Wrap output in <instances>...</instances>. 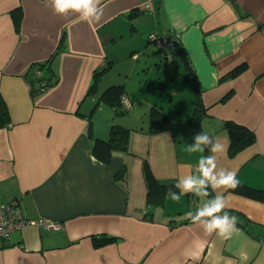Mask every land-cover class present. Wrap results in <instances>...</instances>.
Wrapping results in <instances>:
<instances>
[{
	"label": "crops",
	"instance_id": "0c3cea01",
	"mask_svg": "<svg viewBox=\"0 0 264 264\" xmlns=\"http://www.w3.org/2000/svg\"><path fill=\"white\" fill-rule=\"evenodd\" d=\"M18 7L19 30L11 14ZM100 7L101 19L89 23L81 19L82 10L56 13L52 0H0V100L10 116L0 127V203L18 198L25 217L62 224L60 229L25 224L0 241V264H264V197L229 189H211L204 197L206 204L222 194L225 209L246 216L244 224L235 216L239 231L230 238L206 234L208 217L195 223L183 222L187 216L170 218L176 200L169 193L163 205H148L145 160L160 182L177 183L192 174L185 142L197 132L188 123L189 112L181 116L170 67L165 81L157 76L149 89L169 86L165 99L173 114L160 104L163 99L147 100V110L162 107L174 121L172 129L139 126L142 99L129 88L130 75L136 74V89L149 82H141L142 70L151 64L164 70L152 33L180 40L189 59L181 60L185 71L199 80L207 107L202 127L226 149L211 153L217 172L235 171L237 180L264 189V0H101ZM162 54L172 63L178 57L173 48ZM243 63L248 66L243 73L220 81ZM115 72L101 87L104 76ZM97 73L102 83L90 93ZM115 83L124 85L128 110L134 107L126 118L101 98ZM226 119L256 136L232 156ZM114 123L130 128L129 149L115 150L105 163L92 147L96 137L109 136ZM200 154L197 150L196 163ZM122 167L123 175L116 177ZM181 199L191 202L188 193ZM183 211L195 216L197 209ZM94 234L115 239L97 246Z\"/></svg>",
	"mask_w": 264,
	"mask_h": 264
},
{
	"label": "trees",
	"instance_id": "16d2710c",
	"mask_svg": "<svg viewBox=\"0 0 264 264\" xmlns=\"http://www.w3.org/2000/svg\"><path fill=\"white\" fill-rule=\"evenodd\" d=\"M13 16V20L17 30L20 29V22L22 19L23 11L22 8L18 7L13 9L11 12ZM159 38H165L163 36H159L155 33ZM169 40L173 37H168ZM173 44L169 45L175 50L176 55L181 57L185 63H189L188 55L186 53L185 47L180 40L172 39ZM164 45V44H163ZM161 45V46H163ZM247 64L243 63L232 70L228 71L224 75L220 77V81L228 80L237 77L239 74L243 73L247 69ZM193 72H187L185 79H191L192 87L194 92V109L191 115L188 117V121L190 125L194 128V130L199 133H207L210 137L214 138V135L211 131H206L202 127V120L208 114L207 107L204 104L203 97H202V89L199 85V80L194 76ZM99 73L95 76V81L91 86L89 92H94L95 87L97 86V81L99 79ZM98 78V79H97ZM46 84V83H45ZM47 85V84H46ZM45 86V85H44ZM40 87L43 88V84H40ZM233 92L230 91L227 93L221 101H225ZM125 94L124 85L122 83H115L107 87L102 95L101 98L106 101L111 106L116 107L115 110L118 114H123L127 112V109L122 102L123 95ZM150 118V130L152 132H160L164 130L172 129L174 124L173 119L167 114L166 111L162 109V107L153 106L149 112ZM10 122L9 111L7 108L6 103L3 99L0 100V127L8 125ZM223 128L228 132L230 145H229V154L232 156L239 150L243 149L244 147L252 144L255 139V131L248 126L239 123L232 119H226L223 121ZM130 128L124 126L120 123H114L111 126L110 134L108 137H96L93 143L92 151L93 154L101 161L105 163H110L112 159L113 152L115 150H123L127 151L129 149V138H130ZM204 147V156L211 155L210 148L211 145ZM144 175L148 185V205H156L158 203L164 204L166 200V196L168 193H174L179 191V188L175 187L176 183H162L158 180L155 176L150 163L145 160L144 162ZM124 173V167H122L117 173L116 177L122 176ZM239 181V180H238ZM211 194V187L207 189ZM230 191L236 192L238 194H242L251 198H263L264 197V189L254 187L239 181L238 187L235 189H229ZM193 195V194H192ZM191 193H188V198L191 199ZM229 213L230 216H239L243 220L241 224L245 223L246 216L244 213L237 209H225ZM149 213V212H147ZM146 213V214H147ZM152 214V213H150ZM173 220V219H171ZM190 218L184 219L183 222L190 221ZM238 221V222H239ZM240 223V222H239ZM20 230V229H19ZM14 234V233H13ZM13 236V235H12ZM12 238V237H11ZM93 239L97 246L106 244L115 238L107 235V234H94Z\"/></svg>",
	"mask_w": 264,
	"mask_h": 264
},
{
	"label": "clouds",
	"instance_id": "9594fccd",
	"mask_svg": "<svg viewBox=\"0 0 264 264\" xmlns=\"http://www.w3.org/2000/svg\"><path fill=\"white\" fill-rule=\"evenodd\" d=\"M54 10L58 14H64L69 8L81 12V19L89 23L98 22L103 16V8L100 7L101 0H52ZM194 145L189 146L186 150L188 152H195L199 150L201 153L204 147L211 145L210 152L216 153L218 151L224 152L225 146L217 143L214 138L210 137L207 133L199 132L194 137ZM198 176L190 174L180 179L175 187L180 189L179 194L169 193L173 200L178 201L182 195L191 192L195 196L208 197L211 193L207 190L209 187L213 191L218 189H235L239 185L236 179L235 171H228L221 168L217 172V161L213 155H202L196 166ZM196 177V178H193ZM226 198L222 194H217L214 198L207 201L202 207L197 209L196 215L192 216L190 212L186 213L193 223L200 221L203 217H208L205 224L206 234H211L216 231L218 235L224 238H230L232 232L239 230L234 227L237 222L235 216H230L225 208ZM222 213V215L220 214ZM242 259H247L242 256Z\"/></svg>",
	"mask_w": 264,
	"mask_h": 264
},
{
	"label": "rangeland",
	"instance_id": "374dc122",
	"mask_svg": "<svg viewBox=\"0 0 264 264\" xmlns=\"http://www.w3.org/2000/svg\"><path fill=\"white\" fill-rule=\"evenodd\" d=\"M147 45H149V43H147ZM157 46L153 45V49L156 52L161 53V56H160L162 58L161 64H162V67H164V70L156 69L155 66L152 64L150 67H148V69L146 71H145V69H143L142 71H144L145 74H143V79L141 82H146V81H149V82L147 84L144 83V85L142 87H140L139 89H136L137 86H135V84L138 83V81L136 80V74H135V76L130 75V78H129V88H131L132 94H137V97H140L142 99L141 100L142 104L140 106V109H138V112H137V113H139V126H142V125L149 126L150 125V118H149L150 110L149 109L147 110V102L152 100L153 98H156L157 101H159V99H163V102L161 101L160 104H162L168 112L173 114V112L169 109L171 104L169 103V101L167 99H165V98H168V95H169V91H168L169 86L167 88V91L161 90L157 86H155V89L152 91L149 89L150 87H153V84L151 81L158 78L157 76H161V78H162L161 80L165 81L166 76L164 74L168 72V70L166 68L167 66L170 67L169 72L171 74L169 75V78L171 80L174 79V83L176 84L175 86L178 88L179 95L177 96L176 101L182 103V106H183L182 110L183 111H182L181 116L186 117L187 116L186 111L189 112V114L191 115L193 112V109H194V102H193L194 101V92H193V88H192V81H191V79H185L188 71L187 72L185 71V68H184V65H183L181 59L179 58V56L175 57V58L173 57L174 63H172V59L166 60L162 53H164L165 51H172V48L167 47V46L164 48L159 47V46L157 47ZM119 64L124 65V62L120 61ZM124 68H127V67H124ZM146 68H147V66H146ZM125 74L126 73H123L122 76L124 79L126 78V80H128L127 79L128 75L126 76ZM116 76H117L116 72L114 75H112L110 77L104 76V80H102L103 83L101 81V79L103 78V76H102L98 79L97 82L102 83L101 87L104 84H106V86H107L108 84H110V83H108V79L111 80L112 78H115ZM168 84L172 86V83H168ZM103 88H105V86ZM184 97H185V105H184ZM186 105H187V107H185ZM133 111H134V107L131 108L130 110L127 109V112L120 114V116H123L126 118L129 115H131ZM187 120H188V117H187ZM116 122H118V121H116ZM188 123H189V121H188ZM189 125H190V123H189ZM190 127L193 128L191 125H190ZM194 143H195L194 138L191 137L188 141L185 142V145H188V147H189V146L194 145ZM202 155H204V152L199 155V158ZM188 157L190 159L189 163H191V166H192V168H191L192 174H196V176H198L199 174H198L197 169H196L197 163L195 161L196 158H198V155L196 156V151L190 152ZM193 178H196V177H193ZM191 195H192V193H191ZM192 196H195V195H192ZM203 199H204V197L195 196L194 198L190 199V201H191L190 204H189V201L187 199H181V200L175 201L174 204L171 205L170 209H173L172 212L175 211L176 214H172L170 218L174 219V218H180L183 216H187L186 213H183L184 212L183 209H187L190 207H191V209H193V208L199 209L200 207H198V205L200 203L202 206L205 205V203L203 202L204 201ZM194 200L202 201V202L194 204V202H195ZM1 204H3V203H0V205ZM154 213H155V210H154ZM164 214H166V213H164Z\"/></svg>",
	"mask_w": 264,
	"mask_h": 264
},
{
	"label": "built area",
	"instance_id": "2783aa9c",
	"mask_svg": "<svg viewBox=\"0 0 264 264\" xmlns=\"http://www.w3.org/2000/svg\"><path fill=\"white\" fill-rule=\"evenodd\" d=\"M144 9H151L150 4H146ZM150 38L155 40L158 45L173 44V40H169L168 37L159 38L155 33H152ZM122 102L126 108L130 107L125 95H123ZM25 224H39L46 229H60L62 227L59 221H46L43 219H30L25 217L18 198H14L0 205V241L10 240L13 233L21 229Z\"/></svg>",
	"mask_w": 264,
	"mask_h": 264
}]
</instances>
